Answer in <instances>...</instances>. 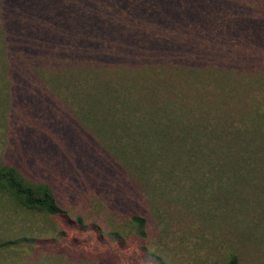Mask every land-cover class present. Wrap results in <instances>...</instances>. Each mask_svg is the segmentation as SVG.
Listing matches in <instances>:
<instances>
[{
	"label": "rangeland",
	"instance_id": "374dc122",
	"mask_svg": "<svg viewBox=\"0 0 264 264\" xmlns=\"http://www.w3.org/2000/svg\"><path fill=\"white\" fill-rule=\"evenodd\" d=\"M0 31V165L63 210L0 190V264H264V0H0Z\"/></svg>",
	"mask_w": 264,
	"mask_h": 264
},
{
	"label": "trees",
	"instance_id": "16d2710c",
	"mask_svg": "<svg viewBox=\"0 0 264 264\" xmlns=\"http://www.w3.org/2000/svg\"><path fill=\"white\" fill-rule=\"evenodd\" d=\"M35 38L34 35H32ZM0 31V52L2 60L5 64L4 47ZM250 122L249 130L258 131L264 136V116L255 115L251 118L244 116ZM0 190L7 192L15 201L24 209L36 212H43L50 215L63 214V210L56 203L55 197L50 187L41 182L33 183L23 179L16 169L12 166L0 165ZM131 220L137 223L139 234H143L142 226L143 219L138 216H133ZM154 258L162 264V260L153 252L150 253ZM225 264H236V257L230 255Z\"/></svg>",
	"mask_w": 264,
	"mask_h": 264
}]
</instances>
